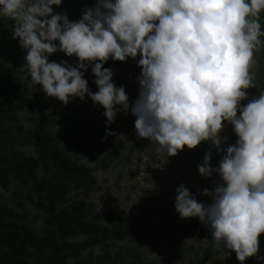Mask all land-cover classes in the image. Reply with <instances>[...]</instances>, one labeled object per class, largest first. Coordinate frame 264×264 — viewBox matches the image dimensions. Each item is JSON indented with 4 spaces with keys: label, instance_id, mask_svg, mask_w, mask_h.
Instances as JSON below:
<instances>
[{
    "label": "clouds",
    "instance_id": "9594fccd",
    "mask_svg": "<svg viewBox=\"0 0 264 264\" xmlns=\"http://www.w3.org/2000/svg\"><path fill=\"white\" fill-rule=\"evenodd\" d=\"M61 2L0 0V20L13 22V39L26 49L24 68L31 83L64 104L88 95L105 109L110 124L118 111L127 114L129 98L103 64L139 53V96L131 108L139 138L168 157L202 141L223 151L224 122L238 137L218 168L210 167V151L198 167L201 176L215 172L223 181L212 192L204 190L212 203L197 202L181 184L176 212L181 219L196 217L206 224L215 246L234 251L241 264L248 257L261 259L264 91L244 106L241 101L247 99L245 90L257 87L251 68L254 54L264 47V0H97L78 22L53 13L52 6ZM57 51L75 55L78 64L49 62ZM89 66L96 93L84 78Z\"/></svg>",
    "mask_w": 264,
    "mask_h": 264
},
{
    "label": "rangeland",
    "instance_id": "374dc122",
    "mask_svg": "<svg viewBox=\"0 0 264 264\" xmlns=\"http://www.w3.org/2000/svg\"><path fill=\"white\" fill-rule=\"evenodd\" d=\"M96 4L97 0H62L52 8L54 14H66L70 22H78ZM12 29L11 20H0V84L25 86L27 103L18 113L21 122L8 132L0 124V140L9 143L8 150L38 159L41 155L27 131L43 124L51 136H59L58 148L79 169L73 181L59 179L56 186H49L55 176L51 161H41L35 172L0 178V207L20 215L17 225L22 227L25 222L37 239L58 241V249L49 243L46 249H30V256H19L23 264H241L234 251L215 246L206 224L196 217L181 219L174 207L181 184L197 202L212 203L211 196L203 192H212L223 181L215 172L211 177L201 176L198 167L209 151L210 167H219L226 149L238 139L233 126L223 123L219 133L222 140L227 138L223 151L202 141L194 149L185 146L175 156L159 154L155 144L138 137L131 112L139 96V53L135 59L109 58L103 64L113 72V83L123 86L129 98L127 114L118 111L109 124L105 109L88 95L83 101L77 97L64 104L48 97L41 85L34 86L24 68L26 49L13 39ZM258 54H254L251 68L257 87L245 90L247 99L241 106L264 91V71H257ZM62 61L73 67L79 62L75 55L68 57L61 51L49 57V62ZM84 78L96 93L91 66ZM258 240L261 259L248 257L243 264H264V233Z\"/></svg>",
    "mask_w": 264,
    "mask_h": 264
},
{
    "label": "trees",
    "instance_id": "16d2710c",
    "mask_svg": "<svg viewBox=\"0 0 264 264\" xmlns=\"http://www.w3.org/2000/svg\"><path fill=\"white\" fill-rule=\"evenodd\" d=\"M261 24L264 30V13L261 14ZM261 39L264 40V37ZM259 52L260 54L256 55L258 72L264 71V47H261ZM26 90L25 86L0 84V115L4 117L0 120V124L4 126V132H8L15 124L21 122L18 113L26 106ZM49 133L50 131L43 124H35L27 131L30 140L38 149V156L41 155L38 159L27 157L20 151L8 150L9 143L0 140V178L6 179L11 175H17L20 171L37 170L41 161H51L55 167V176L49 181L54 184L47 185L56 186L58 182L55 181L59 179L73 181L79 171L78 166L70 161L71 156H65V151L58 148L60 141L56 138L59 136L53 134L51 136ZM20 219L21 216L13 209L0 207V264H23L19 256H30V249H46L49 243H53V247L57 249L59 247L56 239H37L25 222L22 223V227L18 226L17 222Z\"/></svg>",
    "mask_w": 264,
    "mask_h": 264
}]
</instances>
